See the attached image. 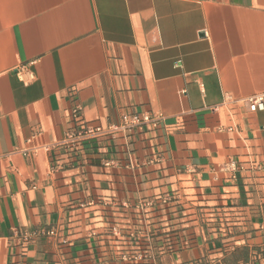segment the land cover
Returning <instances> with one entry per match:
<instances>
[{"label": "crops", "instance_id": "0c3cea01", "mask_svg": "<svg viewBox=\"0 0 264 264\" xmlns=\"http://www.w3.org/2000/svg\"><path fill=\"white\" fill-rule=\"evenodd\" d=\"M256 95L264 0H0V264H264Z\"/></svg>", "mask_w": 264, "mask_h": 264}, {"label": "built area", "instance_id": "2783aa9c", "mask_svg": "<svg viewBox=\"0 0 264 264\" xmlns=\"http://www.w3.org/2000/svg\"><path fill=\"white\" fill-rule=\"evenodd\" d=\"M34 63H30L29 65H33ZM178 66V64H175V67ZM181 94H184V92H181ZM248 109L250 112H257L262 111L264 109V95H256L251 98H248ZM79 108L76 107L72 111V117L74 119L77 118V114L79 112ZM160 120V116H150L148 114H142V115H133L130 117H124L120 124L118 125H111L106 128L102 127H88V126H82L78 130H75L74 132H71L67 134L65 140L62 142V145L66 148L70 149H76L81 144L94 140L103 136H109L112 139L115 138L116 134L123 131H131L133 129H142L144 126L150 125L151 127H156L158 122ZM108 164H106L107 166ZM233 167V164L230 165ZM169 202V198L162 199V203L166 204ZM150 205L149 203L145 204V206ZM48 236H54V232H48L46 233ZM29 237L24 235L22 236L23 240H27Z\"/></svg>", "mask_w": 264, "mask_h": 264}]
</instances>
